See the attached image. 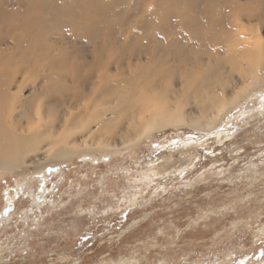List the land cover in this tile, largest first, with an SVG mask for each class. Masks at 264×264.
<instances>
[{"label": "rangeland", "instance_id": "obj_1", "mask_svg": "<svg viewBox=\"0 0 264 264\" xmlns=\"http://www.w3.org/2000/svg\"><path fill=\"white\" fill-rule=\"evenodd\" d=\"M263 67L264 0H0V264H264Z\"/></svg>", "mask_w": 264, "mask_h": 264}, {"label": "bare ground", "instance_id": "obj_2", "mask_svg": "<svg viewBox=\"0 0 264 264\" xmlns=\"http://www.w3.org/2000/svg\"><path fill=\"white\" fill-rule=\"evenodd\" d=\"M253 44H254V43H253ZM255 44H256V43H255ZM218 60H219V59H218ZM253 61H254V60H253ZM257 66H258V65H257ZM257 66H256V67H257ZM261 67H262V66H261ZM230 68H231V67H230ZM263 68H264V67H263ZM229 71H230V70H229ZM262 71H263V70H262ZM262 71H261V72H262ZM219 72H220V71H219ZM263 72H264V71H263ZM206 73H207V72H206ZM214 74H215V73H214ZM214 74L210 76V77H211V82L216 83L215 81H216L218 78H220L221 76L217 78V77L214 76ZM263 75H264V73H263ZM223 76H224V75H223ZM261 76H262V75H261ZM263 77H264V76H263ZM263 77H262V79H263ZM209 79H210V78H208V80H209ZM220 79H221V78H220ZM220 79H218V80H220ZM248 79H250V78H248ZM253 79H254V78H253ZM253 79H252V80H253ZM208 80H207V81H208ZM222 80H223V79H221V82H220L221 84H220V85H225V84H226L225 82H224L225 84H224V83L222 84V82H223ZM252 80H251V81H252ZM218 82H219V81H218ZM249 83H250V82H249ZM252 83L254 84V82H252ZM255 83H256V85H257V84H260V86H263V85H264V80H259V81L255 82ZM209 84H210V82H209ZM218 84H219V83H218ZM211 85H212V84H211ZM211 85H209L208 88H207V86H206L205 88H206L207 90H209V88H212ZM220 85H218V86H220ZM254 85H255V84H254ZM214 86H215V85H214ZM251 88H253V87H251ZM207 90H205V91L207 92ZM212 93H213V92H212ZM240 93H241V92H240ZM242 93H243V92H242ZM212 95L214 96V93H213ZM203 96H204V95H203ZM203 99H204V98H203ZM211 100H212V99H211ZM208 101H209V100H208V98H207V99H206V103H207ZM217 102L220 103L219 101H216V102H214V103H217ZM219 105H221V104H219ZM203 106H204V104H203ZM219 107H220V106H219ZM204 111H205V109H203L202 112H201V114L198 115L197 117H192V118L188 119L189 122H190L192 125H195V126H196V125H198V126H200V125H201V126H202V125H205L207 128H208L209 126L212 127L213 120H212V119H207L208 114H206V112L204 113ZM214 112H215V113H219V111H218V109H217V106L214 108ZM217 115H218V114H216V116H217ZM217 117H218V116H217ZM176 121H177V120H176ZM176 121H175V122H176ZM201 121H205V122H204L205 124H203V122H201ZM189 122H188V123H189ZM198 122L201 123V124H197ZM152 125H153V124H150V125L144 127V131L147 130V129H150V128H151V129H156V128L158 127V124H156L157 126H156V125L152 126ZM140 135H141V133L138 134V135H136L135 137L138 138V137H140ZM137 138H133L132 140L135 141ZM130 141H131V140H130ZM128 142H129V141H127V140L124 139L122 143H124L123 145H125V143L128 144ZM105 146H108V147H109L110 145H109V144H105ZM17 161H18V162H17ZM17 161H16V162H13V164H12L10 167H12V166L15 167L16 164H20L19 160H17ZM49 174H50V173H49ZM7 202H8V201H7Z\"/></svg>", "mask_w": 264, "mask_h": 264}, {"label": "water", "instance_id": "obj_3", "mask_svg": "<svg viewBox=\"0 0 264 264\" xmlns=\"http://www.w3.org/2000/svg\"><path fill=\"white\" fill-rule=\"evenodd\" d=\"M151 146H152V148H153V147L156 146V145H153V144H152ZM49 170H51L52 172H54L56 169H49ZM49 170H46V174L49 173ZM9 210H11V208H10ZM7 214H8V209H4L3 212H2V216H7Z\"/></svg>", "mask_w": 264, "mask_h": 264}, {"label": "flooded vegetation", "instance_id": "obj_4", "mask_svg": "<svg viewBox=\"0 0 264 264\" xmlns=\"http://www.w3.org/2000/svg\"><path fill=\"white\" fill-rule=\"evenodd\" d=\"M237 264H243L242 262H237Z\"/></svg>", "mask_w": 264, "mask_h": 264}]
</instances>
